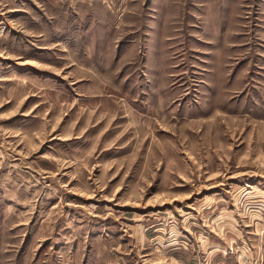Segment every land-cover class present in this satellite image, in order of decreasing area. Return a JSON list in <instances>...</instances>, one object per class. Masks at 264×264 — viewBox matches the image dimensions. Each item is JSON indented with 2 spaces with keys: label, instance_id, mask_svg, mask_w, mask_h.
Masks as SVG:
<instances>
[{
  "label": "rangeland",
  "instance_id": "rangeland-1",
  "mask_svg": "<svg viewBox=\"0 0 264 264\" xmlns=\"http://www.w3.org/2000/svg\"><path fill=\"white\" fill-rule=\"evenodd\" d=\"M0 264H264V0H0Z\"/></svg>",
  "mask_w": 264,
  "mask_h": 264
}]
</instances>
